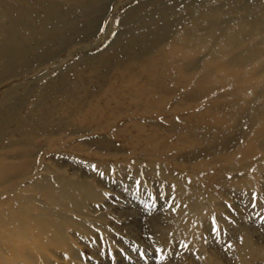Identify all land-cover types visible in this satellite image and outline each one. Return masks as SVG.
I'll use <instances>...</instances> for the list:
<instances>
[{
  "label": "rangeland",
  "instance_id": "obj_1",
  "mask_svg": "<svg viewBox=\"0 0 264 264\" xmlns=\"http://www.w3.org/2000/svg\"><path fill=\"white\" fill-rule=\"evenodd\" d=\"M195 1L98 0L99 10L87 14L82 33L59 31L43 48L0 53V158L21 165L0 179V264H264V154L256 152L247 165L236 152L247 147L239 131L222 134L221 143L172 149L150 167L146 152L126 160L129 153L120 141L107 139L89 125L64 128L55 114L48 129L55 133L51 134L55 141H50L35 124L36 118L26 120L32 109H43L62 91H69L91 58H100L99 73L105 79L99 83L106 82L103 65L117 62L109 49L131 27L132 18L148 16L159 4ZM0 2V11L10 9L8 21L21 39L44 41V34L37 35L41 29L33 5ZM63 11L73 18L77 15L71 8ZM71 16L66 21H75ZM86 72L80 88L96 91L93 71ZM161 129L168 141L174 139L169 126ZM202 148L205 157L198 155ZM221 155L232 159L219 160ZM185 160L190 170H178L176 165ZM190 172L192 179L187 177ZM216 174L219 178L212 180ZM173 177L186 186V194L188 185L197 190L204 204L201 212L189 214L184 209L186 201ZM68 183L86 191L80 200L82 210L61 207L68 202L57 189L65 184L69 188ZM50 190L52 199L46 200L44 192ZM39 209L65 215L53 224L48 217L37 221L33 216ZM176 219L184 229L174 237L169 223Z\"/></svg>",
  "mask_w": 264,
  "mask_h": 264
},
{
  "label": "bare ground",
  "instance_id": "obj_2",
  "mask_svg": "<svg viewBox=\"0 0 264 264\" xmlns=\"http://www.w3.org/2000/svg\"><path fill=\"white\" fill-rule=\"evenodd\" d=\"M10 1L11 5L35 7L41 29L37 35L44 34V41L35 44L28 36L21 39L8 21L10 9L4 7L0 11V53L3 54L43 48L46 41L56 37L59 31L69 33L76 29L82 33L87 28V14L99 10L98 0ZM67 8L73 9L77 15L73 18L74 15L64 13ZM70 16L75 20L72 23L66 21ZM129 22L131 27L121 33L109 49L117 62L111 67V62L103 65L108 71L106 82L99 83L100 78H104L99 73L100 58H91L88 67L80 69L70 90L62 91L47 107L32 109L26 117L27 122L36 118L35 124L50 141H55L52 138L55 133L48 130L55 114L56 121L64 128L78 123L89 125L87 127L92 131L101 132L107 139L120 141L129 153L126 160H136L138 152H146L145 160L150 167L172 149L186 147L193 150L211 141L221 143L222 134L225 137L235 131L247 140L245 149H236L247 165L256 152L264 154V0H196L175 6L159 4L148 16L132 18ZM118 54L121 58L115 57ZM87 70L93 71L92 84L97 87L96 91L89 93L80 88ZM161 125L172 129L173 140L168 141ZM241 125L246 126L244 131L240 129ZM206 152L205 148L200 149L199 157H205ZM228 157L221 155L219 160L232 159ZM188 161L176 165V168L188 171ZM20 166L11 165L5 156H1L0 179ZM189 174L187 177L192 179L193 174ZM218 178L216 174L212 180ZM173 179L177 192L186 201L184 209L189 214L201 212L204 204L199 201L197 190L188 185L191 189L186 194L187 188L181 180ZM66 185L57 189L60 197L68 202L67 205L63 202L61 207L82 210L80 200L86 197V191L83 192L78 184L69 188ZM51 196V190L44 192L46 200H51ZM26 210L23 212L27 213ZM20 213L15 214V220ZM64 215L63 212L55 215L39 209L33 217L37 221L48 217L53 224L54 219ZM181 223L179 219L169 223L174 237L184 229Z\"/></svg>",
  "mask_w": 264,
  "mask_h": 264
}]
</instances>
